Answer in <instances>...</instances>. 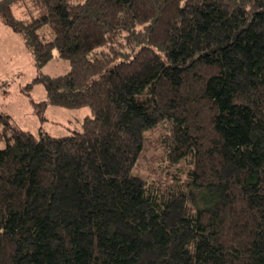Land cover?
Listing matches in <instances>:
<instances>
[{"label": "trees", "instance_id": "16d2710c", "mask_svg": "<svg viewBox=\"0 0 264 264\" xmlns=\"http://www.w3.org/2000/svg\"><path fill=\"white\" fill-rule=\"evenodd\" d=\"M88 106L39 136L0 115V264H264V0H0ZM44 80L47 100L31 97Z\"/></svg>", "mask_w": 264, "mask_h": 264}, {"label": "rangeland", "instance_id": "374dc122", "mask_svg": "<svg viewBox=\"0 0 264 264\" xmlns=\"http://www.w3.org/2000/svg\"><path fill=\"white\" fill-rule=\"evenodd\" d=\"M70 68L69 60L60 57L57 49L49 62L39 66L23 34L0 18V115H9L17 125L37 136L41 128L54 136L82 131L84 119L93 116L90 107L67 108L48 104L44 120H41L25 89L35 78L46 79L62 75ZM28 91L37 102L47 100L44 80L34 82L32 89ZM6 145V141L0 139V149Z\"/></svg>", "mask_w": 264, "mask_h": 264}]
</instances>
